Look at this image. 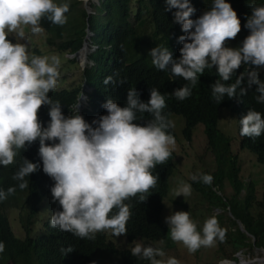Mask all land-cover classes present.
Masks as SVG:
<instances>
[{"label": "clouds", "instance_id": "1", "mask_svg": "<svg viewBox=\"0 0 264 264\" xmlns=\"http://www.w3.org/2000/svg\"><path fill=\"white\" fill-rule=\"evenodd\" d=\"M166 4V10L176 9L174 22L185 33L177 38L182 45L179 58L161 46L151 49L149 55L157 70L168 71L173 78L186 82L172 95L178 101L190 98L199 77L215 67L219 80L212 85V97L217 104L225 97H236L238 89L239 96L247 95L253 86L256 102L264 104V80L259 76V69L264 68V6L252 8L243 25L249 34L241 46L233 48L226 45L242 27L226 0H212L211 8L196 19H192L196 10L189 0H166ZM69 10L70 0H0V166L14 164L20 151L38 140L42 170L55 182L50 191L53 202H58L61 209L51 214L50 227L82 239H94L96 233L104 231L116 237L126 236L131 211L125 201L139 197L144 202L145 194L156 187L158 176L153 170L168 162L176 148V139L168 131L174 124L164 114L165 96L156 88L150 89L147 102L139 98L135 88L128 89L123 107L107 99L102 105L107 114L93 119L91 124L78 113L80 100L86 99L81 93L74 105L75 114L65 117L61 103L49 96L61 77L60 56L30 55L26 43H13L9 36L24 40L26 29L38 35L44 31L43 20L64 26ZM245 65L247 72L236 75ZM234 75L235 82L229 83ZM103 83L124 82L107 76ZM45 105L50 117L47 127L39 118ZM144 114L152 119L144 125L136 123ZM239 126L241 137L259 138L264 134V114L249 110L239 120ZM38 167L23 158L12 176L18 184L0 189V201L13 195L17 187L27 189L29 182L25 178ZM190 179L211 185L214 177L192 174ZM191 193V184L184 181L173 189L174 197ZM165 222L170 239L190 253L213 247L217 240L223 242L226 238V229L215 216L207 218L201 230L188 211H176ZM164 243L160 240V247L136 243L130 253L150 264H180L174 257L163 259ZM72 250L66 249L65 254ZM4 251L5 244L0 241V253Z\"/></svg>", "mask_w": 264, "mask_h": 264}, {"label": "trees", "instance_id": "2", "mask_svg": "<svg viewBox=\"0 0 264 264\" xmlns=\"http://www.w3.org/2000/svg\"><path fill=\"white\" fill-rule=\"evenodd\" d=\"M80 2V0H70V10L66 13L68 20L64 26L53 25L47 20L41 22V26L47 34L46 42L57 48L58 55L63 52L69 54L77 48H81L87 34L86 29L89 28L92 32L86 45L92 46L89 41L91 39L95 47L93 51L90 48V52L87 54V59H91L92 62L89 60L90 65L80 71L81 80L90 87L86 92L87 105L82 108L80 115L91 124L93 119L107 114L102 107L107 99L111 98L123 107L126 105L128 89L135 88L143 102L148 101L150 89H158L166 100L167 107L164 109V114L167 117L169 112L182 115L184 118L182 133L186 138L190 136L192 126L196 122H201L206 145L213 153L215 168L211 171L202 170L197 174H211L214 177L213 183L205 185L199 181L193 182L190 177L189 183L201 195L213 196L217 199L218 204L228 205L231 196L226 197L220 193L222 178L229 179L235 192L234 198L244 183L237 175L238 167L234 154L230 151V138L216 125L217 108L227 106L235 113L238 145L251 151L254 159L264 164V134L256 139L239 135V120L249 110H256L264 114V104H258L255 99L257 96L255 86L248 91L247 95L239 96L238 89L236 97H225L217 104L212 97V85L219 80V77L213 67L206 69L204 74L199 77L190 98L178 101L172 93L186 82L182 78H173L168 71L157 70L149 55L151 49L161 46L168 47L173 57L179 58V49L182 45L178 43L177 38L185 33L181 31V25L174 22L173 13L176 9L166 10L168 7L166 0H98V4H94L92 12L88 14V26L84 33L86 12L83 7L77 5ZM226 2L231 4L241 21V32L226 45L236 48L241 46L242 41L249 34L248 30L243 27L246 18L251 15L253 7L264 6V0H226ZM92 3L89 2V7ZM189 3L196 10L192 19H196L211 8L212 0H189ZM9 39L15 43L11 36ZM84 48L80 51L78 49V52L75 51L76 56ZM83 53L85 56V52L81 54ZM66 60L70 59L66 58ZM247 70V65L242 66L236 75H239V72L246 73ZM249 70L251 69L249 68ZM107 76H112L114 81H123L124 83L105 85L103 81ZM259 76L261 80H264V68L259 69ZM234 82L235 75L229 83ZM78 86V84L70 87L65 86L49 93L53 101L61 103L65 117H68V106L71 104L73 111V107L82 93L81 87L78 88ZM48 111L47 105L39 111V118L44 127H47L50 121ZM140 116L141 114H138V118ZM150 119L152 117L149 114H144L136 123L144 125ZM168 131L173 135L172 128ZM38 149L39 141L37 140L27 146L25 150L20 151L14 164L7 167L0 166V189L7 190L8 187L18 184L12 179V176L18 170L19 165L23 163V158L39 165L36 172L25 178L29 182L27 189L21 191L17 187L13 195L0 201V241L5 244V251L0 253V264H97L94 260V252L97 247H104L117 253L122 264H148L149 261L131 255L130 250L134 246L133 244L123 249H116L111 243L105 242L103 235L99 232L95 234L94 239L79 238L72 233L50 227L51 216L49 215L39 223L40 229L37 232L33 226V217L42 204L44 194L49 192L55 183L43 172ZM172 168V157L165 164L156 166L153 174L158 176V182L155 188L145 194L147 198L144 202H140L139 197L125 201L131 211V218L127 223V235L124 236L128 241L135 237L147 239L166 237V226L160 218V210ZM215 185L221 195L214 193ZM260 197L261 200L256 201H259L264 208V194ZM243 200L245 202L242 206L236 205L240 219L235 218L240 220L244 231L252 235L253 240L247 242L246 239L249 237L241 231L234 238L231 250L243 245L264 248V209L258 216L253 217L248 210L249 196L245 194ZM9 207H15L17 210V220L23 232L21 236H17L13 232L7 213ZM53 207L54 211L61 210L58 202H53ZM68 248L73 250L65 254V250ZM229 258L236 260L235 256Z\"/></svg>", "mask_w": 264, "mask_h": 264}, {"label": "rangeland", "instance_id": "3", "mask_svg": "<svg viewBox=\"0 0 264 264\" xmlns=\"http://www.w3.org/2000/svg\"><path fill=\"white\" fill-rule=\"evenodd\" d=\"M80 1L81 2L77 4L78 6H85L87 9L91 10L92 6L98 2V0H84L85 2H83V0ZM56 2L63 3L66 2V0H56ZM89 2H93L90 8ZM26 33L27 35L24 40L14 38L13 35L10 36L13 38L14 42L26 43L28 45L30 55H58L57 48L46 42L45 36L47 34L45 30L38 35H33L28 29H26ZM87 47L89 46H85V49ZM89 48H87V54H89ZM94 48L95 47L92 44L91 51H93ZM65 53L66 52H63L59 55L61 59V77L58 82L57 89L78 84L82 91L84 85L81 86L83 81L81 80L82 76H80V71L90 65V62L87 61V55L86 58H83V54L80 56L82 53L80 52L77 56L74 53L71 55L72 58H68L67 56H69V54ZM64 56L70 60H66ZM79 86L78 88H80ZM86 89L88 92L90 87H87ZM86 105L87 95L86 102L83 107ZM83 107H81L78 112L79 114L81 113ZM67 114L68 117L73 114L71 104L67 109ZM168 119L174 124L172 130L173 136L176 139V148L173 150V168L168 176L167 190L165 195L162 197V207L160 210V218L166 226V237L162 239L135 237L128 241L124 236L116 237L110 231L99 232L103 235L104 241L111 243L116 249H123L131 244L135 245L136 243L160 247L161 245L159 244V241L164 240L165 243L162 247L166 255L163 259L174 257L180 262V264H219L220 261L223 262L226 260L227 262H224L223 264H232L233 261H235V264L240 261L243 262L242 264H246L245 262L248 261H251L249 264H264V258H262L264 256L262 247L243 245L233 249V251L231 250L234 238L241 231L249 237V239H246L247 242L249 240H253L252 235H248L240 227V225H243L240 220H238L240 219V215L236 211V205L242 206L245 202L243 198L246 194L250 198L248 210L253 217L258 216L264 209L262 204L259 201H256L261 200L260 196L264 194V164L257 162L251 151L238 145L235 113L227 106H219L217 108L216 125L230 138V151L234 154L236 166L238 167L237 175L241 182L244 183L234 198L233 196L235 192L229 179L227 177L222 178V189L220 190V193L226 197L231 196V200H228V205L226 206L218 204L217 199L213 196L205 197L201 195L193 187L190 196L174 197L173 189L177 188L181 181L189 183V177L192 174H198L202 170H213L215 168V160L213 158L212 151H210L206 145V139L201 122H196L192 126L190 136L186 138L182 133V127L184 124V118L182 115L169 112ZM213 191L214 193L220 194L219 190H217V185L214 186ZM176 211H188L193 221L196 222L198 230L202 229L203 223L207 218L215 216L218 219L220 226L226 229L227 237L223 242L217 240L215 246L213 247H202L195 253H190L182 244L175 243L170 239L169 226L165 222V218ZM16 212L17 210L15 207H9L7 212L8 218L9 222H11L14 234L21 236L23 232L20 229ZM53 212V199L51 191H49L44 194L42 204L40 205L38 212L33 217V226L37 232L40 229L39 223H41L42 219L48 215L51 216ZM231 256H235L236 260L230 259L229 257ZM94 260L97 264H122L117 253L104 247H97L95 249ZM253 260L254 262H252ZM148 264H150V262Z\"/></svg>", "mask_w": 264, "mask_h": 264}, {"label": "bare ground", "instance_id": "4", "mask_svg": "<svg viewBox=\"0 0 264 264\" xmlns=\"http://www.w3.org/2000/svg\"><path fill=\"white\" fill-rule=\"evenodd\" d=\"M93 1V0H92ZM83 2H85V1H83ZM90 8V7H89ZM87 30V34H86V37H85V40H84V42H83V44H82V47L78 50V51H80L83 47H85L87 44H88V42H87V39L89 38V36H90V34H89V32H90V30H89V28H87L86 29ZM90 46V45H89ZM87 48H89V47H87ZM87 48L85 49L84 48V50H82L81 52H85V56H84V53H83V58H86V55H87ZM90 48H92V46H90ZM90 48H89V52H90ZM77 51V52H78ZM88 52V53H89ZM79 54V53H78ZM82 55V54H81ZM87 61L88 62H90L88 59H87ZM87 87H83V89H82V93H83V96L84 97H86V92H87V89H86ZM84 100H85V102H86V99H81L80 100V102H79V108H78V111H80V109H81V107H83V104H84ZM73 112H74V107H73ZM259 261V260H258ZM224 262H227V260L226 261H220L219 262V264H223ZM232 262V261H231ZM235 261H233V263L232 264H235L234 263ZM251 261H248V262H245L246 264H249ZM252 262H254V260L252 261ZM243 262H238L237 264H242Z\"/></svg>", "mask_w": 264, "mask_h": 264}, {"label": "water", "instance_id": "5", "mask_svg": "<svg viewBox=\"0 0 264 264\" xmlns=\"http://www.w3.org/2000/svg\"><path fill=\"white\" fill-rule=\"evenodd\" d=\"M93 1H95V0H93ZM83 8L85 9V12H86V17H85V19H86V23H85V28H84V33H85V29H86V27L88 26V14L89 13H91L92 12V10L91 9H87L85 6H83ZM89 34L91 35L92 34V32L90 31L89 32ZM89 41H90V43L91 44H93L92 42H91V39H89ZM80 48V47H79ZM79 48H77L76 50H74V51H72L70 54H69V57H71L72 58V54L75 52V51H77ZM90 61H91V59H89ZM92 62V61H91ZM85 86V87H88L89 88V86L83 81V83H82V85L81 86ZM239 225H240V223H239ZM240 227L243 229V227L240 225ZM244 230V229H243ZM248 235H250L248 232H246ZM262 251H263V253H264V248L262 247ZM262 258H264V256L262 257Z\"/></svg>", "mask_w": 264, "mask_h": 264}]
</instances>
